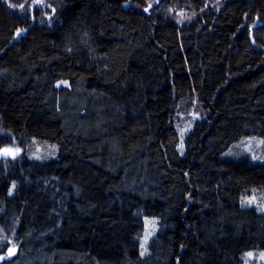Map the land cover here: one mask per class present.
<instances>
[{"label":"trees","instance_id":"trees-1","mask_svg":"<svg viewBox=\"0 0 264 264\" xmlns=\"http://www.w3.org/2000/svg\"><path fill=\"white\" fill-rule=\"evenodd\" d=\"M41 1L50 22L32 0H0V148H21L0 157V264L264 252V213L242 205L264 193V151L222 157L264 139V0ZM35 142L57 157L32 159ZM144 216L157 225L142 257Z\"/></svg>","mask_w":264,"mask_h":264},{"label":"rangeland","instance_id":"rangeland-1","mask_svg":"<svg viewBox=\"0 0 264 264\" xmlns=\"http://www.w3.org/2000/svg\"><path fill=\"white\" fill-rule=\"evenodd\" d=\"M36 6L40 8V14L42 16L43 22H50L55 9L51 6L45 7V3L41 0H32ZM218 2V1H217ZM32 5V4H30ZM213 5V4H211ZM216 6V4H214ZM31 7V6H30ZM22 33V30L17 31V33ZM19 34V35H20ZM17 35V34H16ZM18 36V35H17ZM15 36V38L17 37ZM63 84H66L65 82ZM61 85V84H59ZM199 116L197 111L190 109L188 112H182L178 115L177 128L179 133V149L183 152V138L186 132L192 127V123ZM33 153L31 158L37 161H48L55 159L57 157V146L55 144L35 142L32 144ZM182 146V147H181ZM4 148H10L15 152V155L21 151V148L14 145L3 146L0 150ZM19 149L18 152L15 150ZM264 151V139L258 137H245L231 145L223 154L222 157H232V158H249L250 160H261ZM14 155H3L0 157L8 158ZM242 205L248 207H254L258 212L264 213V193L261 191H253L249 195H246L242 199ZM143 230L139 236L140 240V255L143 257L145 254V247L147 242L153 236L156 230V219L144 216L143 217ZM9 249H12L11 247ZM251 253V255H249ZM242 264H264V252L263 251H248L242 256Z\"/></svg>","mask_w":264,"mask_h":264},{"label":"snow or ice","instance_id":"snow-or-ice-1","mask_svg":"<svg viewBox=\"0 0 264 264\" xmlns=\"http://www.w3.org/2000/svg\"><path fill=\"white\" fill-rule=\"evenodd\" d=\"M20 7L22 8L23 5H20ZM19 34L20 33L18 32L17 35H19ZM15 151L18 152L19 149H16ZM0 154H3V155H15V152H13V150L10 149V148H4V149L0 150ZM14 251H15L14 248L9 249V255H11V253L14 252ZM249 255H251V253H249Z\"/></svg>","mask_w":264,"mask_h":264}]
</instances>
